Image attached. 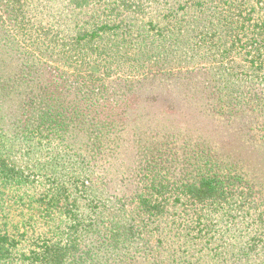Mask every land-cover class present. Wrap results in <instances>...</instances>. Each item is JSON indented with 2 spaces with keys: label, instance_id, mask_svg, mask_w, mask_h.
<instances>
[{
  "label": "trees",
  "instance_id": "obj_1",
  "mask_svg": "<svg viewBox=\"0 0 264 264\" xmlns=\"http://www.w3.org/2000/svg\"><path fill=\"white\" fill-rule=\"evenodd\" d=\"M0 264H264V0H0Z\"/></svg>",
  "mask_w": 264,
  "mask_h": 264
},
{
  "label": "rangeland",
  "instance_id": "obj_2",
  "mask_svg": "<svg viewBox=\"0 0 264 264\" xmlns=\"http://www.w3.org/2000/svg\"><path fill=\"white\" fill-rule=\"evenodd\" d=\"M195 77H200L203 73V71H196L195 72ZM250 80H255V79H250ZM248 79H245V81H250ZM242 84H246V82H242ZM169 92H172L173 95H177V89H173V88H168ZM175 95V96H176ZM173 96V97H175ZM140 98L139 96L132 94L128 97H125L124 100H110L107 102V104L100 108L99 112L101 111L102 113V117H119V118H129L130 121L132 120H136L138 117L140 116H144L145 115V111L146 109H144V107H146L145 105H141L139 104ZM180 106H185V105H181V103H177L175 104V108H179ZM168 111L173 112V110L169 109ZM197 116L202 120V123H205L206 118L199 116L197 114ZM205 119V120H204ZM209 122L205 125L208 126ZM210 124L212 126L215 127V125L213 124V122L211 121ZM213 127V128H214ZM217 128H226V126L222 127V124H219V127ZM217 128H214L215 130H212L213 135L212 137L215 140H225L228 138H231L230 135H236V134H225L224 132H219L217 133ZM240 130L237 129L233 132H239ZM216 133V134H215ZM239 138H243L244 140H247V138L243 135H239ZM39 196V195H38ZM37 196V197H38ZM85 209L87 210V207H85ZM38 210V209H37ZM65 213V209L62 207V205H59V214ZM86 213V212H85ZM31 222V220H29ZM25 222V221H24ZM41 222H44V220L41 219Z\"/></svg>",
  "mask_w": 264,
  "mask_h": 264
}]
</instances>
